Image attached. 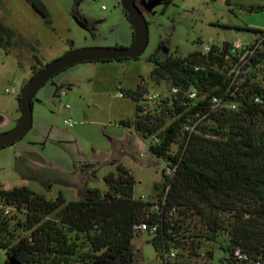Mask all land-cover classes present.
Returning a JSON list of instances; mask_svg holds the SVG:
<instances>
[{"label": "rangeland", "instance_id": "374dc122", "mask_svg": "<svg viewBox=\"0 0 264 264\" xmlns=\"http://www.w3.org/2000/svg\"><path fill=\"white\" fill-rule=\"evenodd\" d=\"M42 1L51 24L27 0H0V20L17 32L13 45L0 48V132L16 125L23 83L37 67L75 47L129 46L133 40V26L121 0ZM75 8L79 15L97 22L96 28L82 26L73 15ZM144 13L149 41L138 57L78 62L38 88L32 103V126L0 148V183L4 188L26 185L49 199L60 193L68 201L80 199L88 188L107 190L105 176L116 171L113 161L117 160L133 174L137 198L153 202L166 191L162 184L166 161L151 152V136L121 123L135 117L137 102L120 93L136 89L142 80L146 90L167 91L169 82L152 75L150 57L160 43L170 53L184 56L206 43L223 45L237 37L253 40L258 30H264V0H170ZM239 78L242 82L243 77ZM228 116L222 119L225 128L238 119L237 115ZM65 118L71 119V126L64 123ZM254 130L264 143V121L257 122ZM176 148L174 143L171 149ZM196 221L194 216L190 224L183 225L185 238L175 248L177 260L224 264L222 257L228 252L221 250L218 242L201 239L199 243V237H194ZM152 237L146 230L134 235V256L141 264H162ZM196 244L201 245L199 256ZM207 250L214 251L212 258ZM7 258L0 246V264H7Z\"/></svg>", "mask_w": 264, "mask_h": 264}, {"label": "trees", "instance_id": "16d2710c", "mask_svg": "<svg viewBox=\"0 0 264 264\" xmlns=\"http://www.w3.org/2000/svg\"><path fill=\"white\" fill-rule=\"evenodd\" d=\"M27 1L46 23H52L42 0ZM73 13L79 14L76 8ZM16 37V30L0 20V48L8 49ZM217 52L214 46L208 54L195 50L163 60L158 53L150 57L152 75L182 90L196 89V99L180 92L159 113L144 114V86L123 92L137 102V112L121 123L144 135H159L161 141L149 148L174 168L172 174L163 173L166 191L158 197H165L167 206H175L174 212L164 210L161 219L156 213L148 218L151 203L135 196V178L117 160L113 161L116 171L105 176L106 191L88 188L75 200H66L62 193L49 199L26 185L6 189L0 183V246L6 250L7 263L14 256L21 264H141L133 250L134 235L142 231L136 225L158 220L155 232L146 231L153 235L162 264L167 256L172 264H193L177 260L175 248L185 238L184 223L190 224L196 216L194 237H199V243L201 239L218 242L228 252L222 257L224 264H237L236 248L247 256L243 264H264V143L254 130L257 122L264 121V47L250 58L252 63L242 68L240 76L229 74L232 66ZM222 54H231L230 41L223 44ZM197 65L201 68L195 69ZM214 95L234 103V108L212 111ZM230 114L238 119L225 128L222 119ZM198 119L196 130L186 129L189 120ZM174 143L177 148L172 151ZM5 206L13 208L10 214L4 213ZM200 248L196 244L198 256ZM172 251L176 254L171 258ZM207 252L214 256L213 250Z\"/></svg>", "mask_w": 264, "mask_h": 264}, {"label": "water", "instance_id": "95a60500", "mask_svg": "<svg viewBox=\"0 0 264 264\" xmlns=\"http://www.w3.org/2000/svg\"><path fill=\"white\" fill-rule=\"evenodd\" d=\"M166 0H142L147 10L152 11L156 6ZM121 4L127 14L130 24L133 26V40L129 46H81L67 50L62 55L46 63L23 84L19 95L21 115L14 127L0 132V148L13 143L22 137L32 126L33 121V97L38 88L49 78L64 68L82 61L108 60L122 57H138L146 48L149 41V26L143 9L137 0H121ZM80 23V22H79ZM81 24V23H80ZM162 59L168 53L163 45L160 48ZM7 264H21L14 256L9 258Z\"/></svg>", "mask_w": 264, "mask_h": 264}, {"label": "built area", "instance_id": "2783aa9c", "mask_svg": "<svg viewBox=\"0 0 264 264\" xmlns=\"http://www.w3.org/2000/svg\"><path fill=\"white\" fill-rule=\"evenodd\" d=\"M264 42V31L257 34V36L253 40H246L243 41L242 38L237 37L230 41V50L231 54H222L223 53V45H219L216 43H206L203 45V48L198 49L197 51L201 54H208L211 52L214 48V46H217L218 52L217 54L224 57V60H228L232 68L229 70L230 73H234L235 76H239L243 71V67H247V64H251L250 58L255 54L256 51L263 48ZM201 65H197L195 69H200ZM165 81V80H164ZM145 84V81H141V85L143 86ZM7 92H14L15 89L12 88H6ZM180 92H183V96H187L191 99L198 98V92L194 88H188L186 90H182L181 86L176 84L169 83L167 91L164 93L160 90H146L143 100L141 101L142 106V112L144 114H155L159 113L164 106L173 101V97L179 98ZM123 95V92L120 93ZM257 100H259L257 98ZM211 110L214 112H219L223 107H230L234 108V103L224 101L223 98L219 95H214L211 98ZM65 107H70L69 104H65ZM200 119L196 121L187 122L185 124L186 129L188 130H196V125L199 123ZM64 123L68 126L72 125V121L70 118H65ZM152 142L154 144H157L161 141V138L159 135L154 134L151 136ZM167 164V163H166ZM174 172V168L169 167L167 165V171H165L166 174H172ZM145 202H150L149 210L147 212V217H151L152 213H156L157 218L161 219L162 214L164 213V210L167 211V214H172L175 210V206L169 207L167 206L166 198L162 199H156L155 201L151 202L145 197H140ZM12 207L5 206L4 207V213L10 214L12 211ZM159 221L155 220L153 222L143 221L136 225V227L140 230H149L151 232H155L158 229ZM176 254L175 251H172L169 257H174ZM247 258L246 254H244L240 248H236L233 254V259L236 260L237 264H243L244 260ZM166 264H172L168 261V256L165 259ZM225 264H230L228 261L225 262Z\"/></svg>", "mask_w": 264, "mask_h": 264}, {"label": "flooded vegetation", "instance_id": "af4514ba", "mask_svg": "<svg viewBox=\"0 0 264 264\" xmlns=\"http://www.w3.org/2000/svg\"><path fill=\"white\" fill-rule=\"evenodd\" d=\"M138 4L140 5V7L143 9L144 12H151V11L147 10L146 7L142 4V0H139ZM73 15L78 19V21L81 23V25L84 26L85 28H87L89 30H93L94 28H96L94 23H97V22H92L87 17H85L83 15L74 14V13H73ZM163 45H164L163 43H160L159 46L157 47V49L154 52V53H158V56H159L160 60H163L162 59L163 53L159 52L160 48H163ZM171 54L172 53H170V51L168 50V53L165 56V58L169 57Z\"/></svg>", "mask_w": 264, "mask_h": 264}]
</instances>
